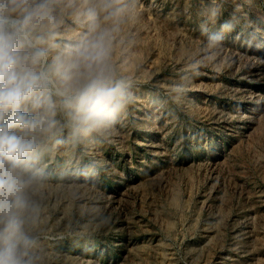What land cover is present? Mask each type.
<instances>
[{
    "label": "rangeland",
    "instance_id": "1",
    "mask_svg": "<svg viewBox=\"0 0 264 264\" xmlns=\"http://www.w3.org/2000/svg\"><path fill=\"white\" fill-rule=\"evenodd\" d=\"M111 63L125 106L38 161L44 264H264V0H135Z\"/></svg>",
    "mask_w": 264,
    "mask_h": 264
},
{
    "label": "clouds",
    "instance_id": "2",
    "mask_svg": "<svg viewBox=\"0 0 264 264\" xmlns=\"http://www.w3.org/2000/svg\"><path fill=\"white\" fill-rule=\"evenodd\" d=\"M134 2L0 0V264H44L45 145L100 132L125 106L111 54ZM68 18L83 26L74 41L59 38ZM221 41L209 37V59Z\"/></svg>",
    "mask_w": 264,
    "mask_h": 264
}]
</instances>
